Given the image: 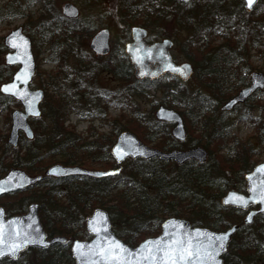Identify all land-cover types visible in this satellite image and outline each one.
I'll list each match as a JSON object with an SVG mask.
<instances>
[{
    "label": "trees",
    "instance_id": "obj_1",
    "mask_svg": "<svg viewBox=\"0 0 264 264\" xmlns=\"http://www.w3.org/2000/svg\"><path fill=\"white\" fill-rule=\"evenodd\" d=\"M5 1V8L0 7V21L8 16L25 17L24 31L36 37L32 39L35 57L46 49L59 67L58 73L66 81L67 90L53 99V103L45 93L41 117L30 121L35 133L33 140L20 135L14 149L3 139L10 159L2 164L5 154H0V176L11 166L41 174L55 162L83 167L94 164L119 168L120 172L100 179L43 177L35 188L4 196L0 204L7 215L23 213L29 203L37 202L40 222L47 235L65 236L67 242L45 249L31 248L20 255V260L4 258L0 264H74L69 243L89 238L84 220L95 207L109 212L115 233L132 246L145 237L157 235L162 221L170 215L215 230L238 224L223 264L264 262V216L257 215L252 224L244 225L245 211L220 202L227 190L244 189V174L257 163L252 157L264 146V121L252 114L254 110L264 111L256 108L262 107L257 103L259 99L252 103L257 95H264V89L233 110L242 107L241 116L253 121L256 131L252 138L239 139L234 134L236 120L219 110L232 96L228 88L231 84L235 83L237 88L248 84L245 74L251 70L250 51L255 50L264 63V51H261L264 49V0H258L253 11H247L242 0H117L113 13L103 6V0H69L84 8L85 14L76 19L63 17L54 0ZM37 3L36 22L31 28L32 15L25 11ZM256 9L259 11L255 13ZM117 24L121 28V37L116 42L118 48L101 61L100 68L94 62L85 61V49L81 47L85 44V35L100 26L116 29ZM134 25L146 27L149 40L171 38L173 49H178L179 55L191 63L192 77L186 82L170 75L154 81L136 80L123 53V43L129 40V29ZM217 37L219 43L215 42ZM4 52L0 43V83L9 80L13 73V68L3 64ZM177 57L173 54L175 61ZM67 67L72 72L63 70ZM79 68L82 71L76 74ZM102 71L112 73L118 80H130L116 90L124 102L129 96L146 97V86L156 87L161 83V104L176 109L183 117L185 141L174 139L170 134L171 125L155 120L151 111L143 114L136 108L132 109L135 118L145 125H121L115 119L108 124L112 128L110 135L99 134L89 139L95 134L81 136L65 126L71 113L104 124L107 112L100 108L98 95L103 91L96 82ZM11 107L19 104L0 94V113ZM4 127L9 128V117ZM123 130L134 132L143 142L164 151L201 145L208 150V157L204 163L190 160L177 165L158 158H137L117 165L109 151ZM218 140L223 144L216 145L215 152L222 151V156L214 157L210 148Z\"/></svg>",
    "mask_w": 264,
    "mask_h": 264
},
{
    "label": "water",
    "instance_id": "obj_2",
    "mask_svg": "<svg viewBox=\"0 0 264 264\" xmlns=\"http://www.w3.org/2000/svg\"><path fill=\"white\" fill-rule=\"evenodd\" d=\"M257 1L251 0L249 6V0H243L245 9L253 10ZM61 12L70 19L79 15L78 8L71 2L64 3ZM129 34L130 40L124 43L123 50L136 79L152 81L169 74L187 81L192 76L193 68L189 63H177L173 60L171 39L147 41V30L142 26H133ZM109 39V29L101 28L93 34L88 47L95 55H107L110 51ZM3 46L8 49L3 57L4 64L18 66L11 79L0 84V94L13 98L21 105V109H14L10 113L11 125L6 140L7 144L16 148L19 133H23L28 140L34 137L29 120L41 116L44 91L30 87L36 62L31 38L23 32L21 25L3 37ZM173 68L181 69L182 72L173 71ZM263 87L264 74L252 72L250 84L224 102L220 110L232 111L236 105L243 103ZM153 115L156 120L173 124L170 133L174 139L181 142L185 140L186 130L179 112L159 105ZM110 154L118 164L128 158L148 160L156 157L181 165L189 160L203 163L208 152L202 146L162 151L143 143L134 133L123 131L117 136ZM117 173V169L92 170L57 163L49 166L44 175L56 178H104ZM41 178V175L30 176L22 169L10 168L0 178V196L34 186ZM244 180V192L234 189L227 191L221 198V204L242 210L252 207L243 219L244 224L248 225L253 222L254 216H264V160L246 173ZM85 228L91 239L74 240L69 247L74 264H223V255L238 225L234 224L225 230H213L192 226L184 218L168 217L162 222L161 232L157 236L147 237L136 246H130L114 233L107 210L97 207L85 218ZM0 234V260L4 257L17 260L19 254L28 248H48L66 242L63 236H46L40 223L38 205L35 203L27 207L26 213L10 217L5 216L4 209L0 206ZM153 241L156 243H148ZM221 243L223 247H220ZM186 251L192 254L187 255Z\"/></svg>",
    "mask_w": 264,
    "mask_h": 264
},
{
    "label": "rangeland",
    "instance_id": "obj_3",
    "mask_svg": "<svg viewBox=\"0 0 264 264\" xmlns=\"http://www.w3.org/2000/svg\"><path fill=\"white\" fill-rule=\"evenodd\" d=\"M65 2L73 3L79 9V12H80L79 16H81L83 13L85 14L84 8H81V4L74 2V1L54 0V5H55V7H57L59 9V11H61V7L63 6V4ZM102 2H103V6L105 8L109 9L110 12H112V13L114 12V10L117 6V0H103ZM5 4H6L5 0H0V7L1 8H3V7L5 8V6H6ZM24 5H27V3H24ZM93 5H94V7L92 9L95 10L96 4L93 3ZM38 7H39V5L37 3V4H34L32 6H29L27 8V10L25 11L26 13L28 12L30 15H32L33 20H32V22L29 23V26H31V28L34 26V24L36 22L34 17L37 14ZM258 9L260 10V8H258ZM258 9H256L255 13L257 11H259ZM24 22H25V17L11 18L10 16H8L5 19H3L2 21H0V43H2L3 36H5L10 30L15 28L16 26L23 25ZM111 24L113 26V24H115V23H111ZM86 27H88V24L84 26V28H86ZM102 27H105V26H102ZM115 27H116V29L115 28L114 29L109 28L110 32H111V52H113L115 49L118 48V43H116V42L121 37V32H120L121 28L118 26V24ZM99 28H101V26L96 28V30H94V32H92L91 34L85 35V36H87L86 38H83V42L85 44H83V46L81 44L82 49H85V55H86L85 61L90 62V63L94 62L93 64L95 66H97V68L98 67L100 68L99 64L101 63V61L103 59H105L106 56L102 57V59L101 58H95L93 53L88 48V44H89V40H90L91 36ZM34 38H36V37L34 36ZM34 38H32V39H34ZM215 42L219 43L220 38L217 37L215 39ZM261 51H264V49H262ZM175 53L178 56L177 57L178 62H184L185 61L179 55L180 53H179L178 49L172 50V54H175ZM250 53L252 54L251 56H253L252 58L249 59L250 66H251L250 72L260 71V72L264 73V63H263V61L258 59L257 52L255 50H251ZM2 58H3V55H2ZM35 58H36L37 71H36V74L33 78L32 85L34 88H39V87L43 88L45 93L51 98V102L53 103V101L56 100V97H58L61 93L65 92L67 90V83H66V81L61 80L62 74L58 73L59 67L57 66V64L53 60L50 59L49 54L47 53L46 49H42V52L37 54V56ZM63 70L67 73L72 72L70 67L64 68ZM81 71H82V69L79 68L75 71V73L77 74L78 72H81ZM242 74H245V73L242 72ZM249 74L250 73L245 74V76L248 80H249ZM96 82H97V87L103 91L102 93H99L98 97L101 99V101L99 102V104L101 106L100 107L101 110H103L105 108V110L107 112V118H106V121L104 122V124L101 125V121H99L97 119H94V120L90 119L89 120L88 117H85L84 115H82V117H80L77 113H71L68 117V120H66L64 123L65 126H67L68 128L74 129L76 132L81 134V136H89L90 132L94 133L95 136H93L89 139L95 138L99 134L110 135L112 128L108 124L110 121L112 122L115 119L121 125L122 124L127 125V126L128 125L129 126L143 125L144 123H142L141 120H139L138 118H135V114L133 113L132 109L136 108V110L140 111V113H143V114L151 111V113L153 115L156 107L159 104H161V97H162V93H161L162 92L161 91L162 84L161 83H157L156 87L146 86L145 89L148 91V95H146V97L137 96V95L129 96V97H127V100L124 102L122 99V95H120V96L116 95V90L118 88L123 87L125 85V83H129L130 80H128V81L118 80L113 76L112 73L107 72V71H102V72H100ZM164 82L166 83L167 80H165ZM228 88H230L229 91L232 93L231 95L235 94L237 91H239L241 89V88L235 87V83L231 84V86ZM55 94H56V96H55ZM257 100H258V102H257L258 105H262V107H256V108L263 110L264 109V95H260V96L257 95L256 100L253 99L252 103H255ZM13 108L14 107H11L8 111H3L2 113H0V154L1 153H3V155L5 154L4 160L2 161V164H5V162L10 159V157H8L9 154L6 155V148H5V145L3 146V139L6 142L7 136L9 133V128L6 130L4 127V122H5L6 118L10 116V112ZM242 109L243 108L240 107L239 109L233 111L232 113H229L228 117H230L231 119H234V121L236 120L235 128H234L235 129L234 134L239 139L244 140L247 138H252L254 136L256 130H255V125H254L252 120H248V119L243 118L241 116ZM252 114L254 116H256L257 118H260V121H264V111L259 112L258 110H254V112H252ZM146 144H148V143H146ZM218 144L220 145L223 143H221L218 140L211 147L212 149L210 148V151L214 157L222 156V151H216L215 152L216 145L218 146ZM149 145H151V144H149ZM218 149H219V147H218ZM252 160H255L257 163L264 160V146L260 147L256 150L255 154L252 157ZM55 163H60V162H55ZM85 168L103 169V170L109 169V168H106L104 166H98V165H94V164L91 167H85ZM43 172H41V173H43ZM29 174L35 175L38 173L37 172H31ZM33 188H35V187H33ZM22 192H26V191H22ZM0 199H1L0 202H4L3 200L5 198L3 197ZM242 218H243V216H242ZM257 264H264V262H258Z\"/></svg>",
    "mask_w": 264,
    "mask_h": 264
},
{
    "label": "snow or ice",
    "instance_id": "obj_4",
    "mask_svg": "<svg viewBox=\"0 0 264 264\" xmlns=\"http://www.w3.org/2000/svg\"><path fill=\"white\" fill-rule=\"evenodd\" d=\"M251 5V0H249V6ZM171 67V66H170ZM173 71H181L182 72V70L181 69H175V68H173L172 69ZM5 91H7V89H5ZM244 203H246V202H244ZM0 235H2V234H0ZM222 239V238H221ZM149 244H155L156 242H148ZM79 247V246H78ZM209 247H212V245H209ZM220 247H223V244L221 243V245H220ZM159 250V249H158ZM185 254H187V255H191L192 253H190V252H187L186 251V253Z\"/></svg>",
    "mask_w": 264,
    "mask_h": 264
}]
</instances>
